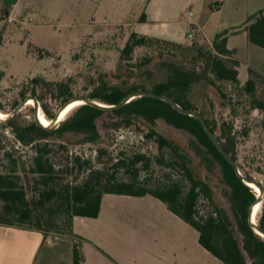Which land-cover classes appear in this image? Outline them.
I'll return each instance as SVG.
<instances>
[{
    "label": "rangeland",
    "instance_id": "1",
    "mask_svg": "<svg viewBox=\"0 0 264 264\" xmlns=\"http://www.w3.org/2000/svg\"><path fill=\"white\" fill-rule=\"evenodd\" d=\"M181 3L189 5L184 11L183 21L178 20L177 10ZM173 4L177 6L176 14L171 15ZM260 9H264V0H18L6 12L0 0V73L3 74L0 102L4 107L0 111L8 113L27 95H34L39 97L42 111L41 103L44 102L55 113L64 98L53 99L47 94L41 78L68 81V100L87 97L99 83L100 74H104L112 84L123 87L138 84L150 90L156 81L167 75L156 45L137 48L129 56L122 54L127 35L137 29V19L143 12L151 21L150 27L171 28L176 32L175 41L186 44L193 40L212 42L217 33L241 26L248 16ZM189 10L195 14L192 18L196 24L194 27L189 23ZM173 19L179 23H172ZM189 33L193 34V38L189 37ZM231 43H235L240 60V84L219 81L224 97L216 86L203 81L194 85L189 96L197 111L217 121V133L221 132L223 122L232 125L240 171L264 185V113L251 104L253 96L264 99V78H257L253 93L242 87L249 66L264 71V48L248 42L247 32L243 29L231 35ZM168 47L163 49L164 57L181 61L180 51ZM146 57H150V60H145ZM34 78H37L36 82ZM77 107L72 108L63 119ZM16 116L19 121L34 119V105L26 104ZM106 120H110L108 115L98 119L101 136L96 142H86L83 134L71 132L50 139V156L57 168L64 166L69 158L79 155L82 159L91 160L89 168H101L117 179L128 180L132 176L128 165L118 167L114 163L118 158L128 160L133 154L141 152L153 158L150 167L140 170L141 181L155 186L170 173L171 179L180 180L188 187L178 168L170 169L155 161L159 149L154 140L145 136L149 130L148 123L138 119L129 126L114 129L105 125ZM154 127L189 147L192 135L186 130L176 128L163 119L156 120ZM188 149L196 174L206 180L213 190L214 202L232 215L219 166H214L211 172L207 171L199 156ZM33 151L30 145L17 141L11 128L0 122V171H9L13 160H16L17 172L22 176L20 182L26 187L28 197L37 194L34 191V177L29 172ZM168 156L166 153V158ZM86 174L85 170L64 178L78 181ZM116 196L120 197L105 195L104 202ZM133 198H141V202L149 206L157 205L167 210L165 204L152 195ZM260 203L262 206V200ZM214 206L203 195L199 197L197 209L200 214L207 215L214 210ZM261 206L256 219L260 216ZM140 220L138 225L128 224L121 228L126 239H138L140 243L138 255L126 246V264H216L195 248L192 236L197 231L180 219L176 221L180 220L181 224L176 222L172 227L161 213L156 216L143 212ZM247 262L251 264L250 259Z\"/></svg>",
    "mask_w": 264,
    "mask_h": 264
},
{
    "label": "trees",
    "instance_id": "2",
    "mask_svg": "<svg viewBox=\"0 0 264 264\" xmlns=\"http://www.w3.org/2000/svg\"><path fill=\"white\" fill-rule=\"evenodd\" d=\"M2 1L5 11L8 12V9L10 11V7L18 0ZM139 19L145 20V12ZM241 29L247 31L248 40L251 43L264 48V9L248 16L241 26L217 33L211 43L193 40L189 44H182L131 31L122 48V54L129 56L137 48H149L156 45L158 55L162 58L161 65L166 69L167 75L164 79L156 81L150 90L170 96L185 108L197 110L189 96V92L196 83L207 81L216 86L224 97L225 93L220 88L219 81L240 84L238 76L240 61L235 56V50L227 46V39L230 34ZM166 47H171L176 52L180 51L182 60L164 57L163 49ZM145 60L149 61L150 57H146ZM2 75L0 73V80ZM260 77L264 78V75L255 68L249 67L248 77L242 83L243 89L253 93L257 78ZM36 81L37 78H34V82ZM40 82L43 90L53 99L63 97V103L68 100L66 97L70 93L68 81H48L41 78ZM144 89L146 88L138 84L130 87L112 84L104 74H100L99 83L93 87L88 97L102 103L118 104L129 94ZM37 99H39L38 96ZM251 104L264 113V99L253 96ZM41 105L44 113L52 118L55 113L46 103L42 102ZM0 110H4L1 102ZM199 112L204 116L201 111ZM105 115L110 117V120L104 121L105 125L114 129L129 126L138 119L148 123L149 130L145 136L154 140L159 149V153L154 158L155 161L170 169L178 168L187 180L188 187L181 184L180 180L171 179L170 173L166 179H161L155 186L141 181L140 170L150 167L153 162L152 157L141 152L133 154L127 158L128 160L118 158L114 163L118 167L128 165L132 173L128 180L117 179L101 168H89L91 160L82 159L79 155L69 158L70 160L64 166L57 168L50 156L52 146L49 140L60 138L64 133L71 132L83 134L86 142H96L101 136L98 119ZM158 119H163L166 123L186 130L192 135L188 148L199 156L201 164L207 171L211 172L214 166H219L232 215L214 202L210 184L197 175L193 168V157L189 149L154 127ZM205 119L225 150L237 160L236 136L232 125L223 122L220 125L221 132L217 133V121L207 117ZM0 122L11 128L17 141L33 147L29 172L34 177V191H37V194L27 196V189L20 182L22 176L17 172L16 160H13L9 171H0V201L2 202L0 224L73 236V264H84L81 241L74 238L73 218L75 216L96 217L100 212L102 196L105 193L135 196L150 194L163 201L168 209L194 227L198 231L199 243L225 264H248L247 259H250L251 264H264V237L254 230L249 221L250 207L257 193L239 177L233 165L204 130L200 120L180 112L169 102L142 95L115 108H100L82 103L71 115L51 127L43 126L35 119L19 121L16 115L7 120L0 119ZM99 151L102 152L101 149ZM166 153L170 155L168 158ZM139 163L141 165H137ZM85 170L87 174L82 180L64 178ZM245 176L255 180L249 174ZM261 186L264 191V185L261 184ZM201 195L215 205L214 210L207 215L200 214L197 209V202ZM257 223L264 229V193Z\"/></svg>",
    "mask_w": 264,
    "mask_h": 264
},
{
    "label": "crops",
    "instance_id": "3",
    "mask_svg": "<svg viewBox=\"0 0 264 264\" xmlns=\"http://www.w3.org/2000/svg\"><path fill=\"white\" fill-rule=\"evenodd\" d=\"M173 5L171 15L176 14L177 6ZM188 6V3L180 4L179 10H177L179 12L178 20L183 21L182 17L185 15L184 11ZM193 17H189V23L194 27L196 24L192 22ZM175 21L179 23L176 19H173L172 23H175ZM150 22L145 13V20L141 21L138 17L137 29L133 31L175 41L176 32L171 28H152L149 26ZM232 34L228 36L227 46L235 50V56L239 59L237 47L235 43H231ZM191 38H193V34ZM248 42L250 41L248 40ZM208 43H211V41ZM249 67L255 68L264 75V71L260 68L255 66ZM108 194L120 195V197L109 198L105 203L104 196ZM142 196L105 193L102 196L100 212L96 217L75 216L73 218L74 238H78L81 241L84 264H126V246L130 247V251L138 255L140 244L137 241L138 239L132 241L126 239L121 228L124 229L128 224L133 226L134 224L138 225L141 222L140 214L143 212L156 216L161 213V216L166 218L172 227L173 223L177 222L181 224L180 220L185 222L181 217L168 209L163 201L167 210L157 205L149 206L141 202V198L137 200L133 198ZM177 219L180 220L176 221ZM185 223L188 224L187 222ZM192 237L195 248L201 255H208L216 264H225L199 243L198 231ZM0 264H73V236L60 235L53 232L44 233L33 228L0 224Z\"/></svg>",
    "mask_w": 264,
    "mask_h": 264
},
{
    "label": "water",
    "instance_id": "4",
    "mask_svg": "<svg viewBox=\"0 0 264 264\" xmlns=\"http://www.w3.org/2000/svg\"><path fill=\"white\" fill-rule=\"evenodd\" d=\"M142 95H148V96H152V97H156V98L165 100V101L169 102L174 108H176L180 112L186 113V114H189V115H192V116H195L196 118H198L200 120V122L202 123V125L204 127V130L207 132L209 137L215 143L217 148L222 152V154L227 158V160L233 165V167H234L236 173L239 175V177L246 184L250 185L249 182H252L259 188V193L256 195V199L254 200V202L252 203V205L250 207L249 221H250V224L252 225V227L254 228V230L258 234H260L262 237H264V229L261 228L258 225V223L253 221V219H252L253 206L256 203L261 202V200L263 198L264 191H263V188H262L261 184L259 182H257L256 180H253V179H250V178L246 177L240 171L239 166L237 164V161L235 159H233L231 157V155L225 150V148L223 147V145L221 144V142L217 138L216 134L210 129L205 117L199 111L194 110V109L185 108V107L181 106L178 102H176L173 98H171L168 95L157 93V92H154V91L149 90V89H144V90H139V91H136V92H133V93L129 94L126 98L121 100L118 104L102 103V102H100L98 100H95V99H92V98H90L88 96L87 97L71 99V100H67L63 104H61V106L55 112L54 116L52 118H50V123L48 125L42 124L40 122L39 118H38L39 101H38L37 97L34 96V95H27L24 99H22L13 108V110H11L10 112L6 113L7 116H5V117H1L0 116V119L1 120H7V119L15 116L22 109V107L26 105L27 101L29 99H32L33 100V105H34V119H35V121L38 122L39 124L43 125V126L51 127V126H54L58 122L57 120H58L59 114L67 106V104H69L71 101L82 100L83 101L82 103H88L90 105L98 106L100 108H115V107H119V106L123 105L124 103L128 102L130 99H133L134 97L142 96Z\"/></svg>",
    "mask_w": 264,
    "mask_h": 264
},
{
    "label": "bare ground",
    "instance_id": "5",
    "mask_svg": "<svg viewBox=\"0 0 264 264\" xmlns=\"http://www.w3.org/2000/svg\"><path fill=\"white\" fill-rule=\"evenodd\" d=\"M82 102H83L82 100H74V101H71L69 104H67V106L59 114V117H58V120L57 121H60L61 119H63L65 117V115L72 108H74V107L82 104ZM26 104H33V100L32 99H29ZM0 116L1 117H5V116H7V114L0 111ZM38 118H39L40 122L42 124H44V125H48L50 123V119L47 116H45L44 112L41 110L40 107L38 109ZM249 184L254 189V191L258 194L259 193V188L254 183H252V182H249ZM260 206H261V203L260 202L256 203L253 206L252 219L255 222H257L256 217H257V215L259 213Z\"/></svg>",
    "mask_w": 264,
    "mask_h": 264
},
{
    "label": "built area",
    "instance_id": "6",
    "mask_svg": "<svg viewBox=\"0 0 264 264\" xmlns=\"http://www.w3.org/2000/svg\"><path fill=\"white\" fill-rule=\"evenodd\" d=\"M187 15L189 16V17H193L194 16V12L192 11V10H189L188 12H187ZM11 19V18H10ZM106 19H104V21H105ZM189 36L191 37L192 36V34H189Z\"/></svg>",
    "mask_w": 264,
    "mask_h": 264
}]
</instances>
